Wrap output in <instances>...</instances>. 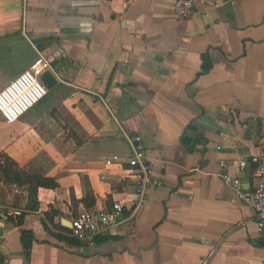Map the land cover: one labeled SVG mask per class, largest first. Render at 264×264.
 <instances>
[{"label":"crops","instance_id":"crops-1","mask_svg":"<svg viewBox=\"0 0 264 264\" xmlns=\"http://www.w3.org/2000/svg\"><path fill=\"white\" fill-rule=\"evenodd\" d=\"M173 1L0 0V89L33 47L61 78L0 119V156L54 184L30 201L0 182V264H264V230L220 179L224 163L250 187L259 154L264 171V0H196L184 20ZM126 135L154 182L134 211ZM113 202L108 232L76 240L60 224Z\"/></svg>","mask_w":264,"mask_h":264},{"label":"built area","instance_id":"built-area-1","mask_svg":"<svg viewBox=\"0 0 264 264\" xmlns=\"http://www.w3.org/2000/svg\"><path fill=\"white\" fill-rule=\"evenodd\" d=\"M196 0H174L172 9L175 17L184 20L190 15ZM33 60L29 65L0 89V119L5 124H13L28 110L41 102L47 95L40 76L48 72L56 82H61L55 67L36 48H32ZM114 119V117L110 114ZM129 154L125 158L126 168L123 170L122 180H130L134 186L135 200L133 211L144 201L151 185L154 184L150 176V165L143 153L139 136H125ZM118 156H109L104 165L117 162ZM248 162L254 166L252 184L250 187L241 184L238 177L228 173V165L222 163L220 179L232 192L234 200L251 208L255 229L258 233L264 230V178L262 155L250 156ZM247 162L238 160L230 167L241 172ZM123 207L121 203L113 202L109 208L77 213L69 222V235L76 240L90 239L95 235L108 232L116 227L122 219ZM5 255L0 251V263Z\"/></svg>","mask_w":264,"mask_h":264},{"label":"trees","instance_id":"trees-1","mask_svg":"<svg viewBox=\"0 0 264 264\" xmlns=\"http://www.w3.org/2000/svg\"><path fill=\"white\" fill-rule=\"evenodd\" d=\"M52 64V63H51ZM0 182L4 185H27L28 200L35 199L37 187L53 188L52 181L45 178L29 175L21 171L12 161L5 156H0Z\"/></svg>","mask_w":264,"mask_h":264},{"label":"water","instance_id":"water-1","mask_svg":"<svg viewBox=\"0 0 264 264\" xmlns=\"http://www.w3.org/2000/svg\"><path fill=\"white\" fill-rule=\"evenodd\" d=\"M40 80L47 91L50 90L56 84V81L48 72H44L40 76ZM60 224L66 228H69V224L66 223L64 220H61Z\"/></svg>","mask_w":264,"mask_h":264},{"label":"rangeland","instance_id":"rangeland-1","mask_svg":"<svg viewBox=\"0 0 264 264\" xmlns=\"http://www.w3.org/2000/svg\"><path fill=\"white\" fill-rule=\"evenodd\" d=\"M50 90H51V89H50ZM50 90H49V91H50ZM49 91H48V92H49ZM0 161H2V158H0Z\"/></svg>","mask_w":264,"mask_h":264}]
</instances>
